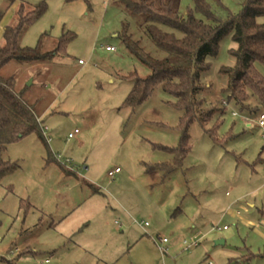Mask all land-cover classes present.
Here are the masks:
<instances>
[{"label":"rangeland","instance_id":"obj_1","mask_svg":"<svg viewBox=\"0 0 264 264\" xmlns=\"http://www.w3.org/2000/svg\"><path fill=\"white\" fill-rule=\"evenodd\" d=\"M205 1L223 21L242 11V0ZM47 3L22 46L42 40L48 52L68 31L76 39L54 61H13L0 71L35 108L47 140L30 135L1 156L20 168L0 182V264H264V127L258 125L264 106L256 97L250 100L254 114L227 106L228 78L220 71L236 66L233 33L207 59L202 76L208 88L202 98L227 111L206 128L190 127L191 151L166 175L162 166L173 165L175 155L159 147H180L182 113L160 85L140 106L123 108L134 84L121 77L150 73L118 38L124 15L113 0ZM8 7L0 0L6 12L0 45L16 19ZM190 10L211 23L194 0H181V13ZM256 66L264 78V66ZM116 168L121 172L111 179ZM232 204L240 215L222 217ZM198 232L199 245L186 248ZM165 238L162 254L156 241ZM220 240L225 244L217 246Z\"/></svg>","mask_w":264,"mask_h":264},{"label":"trees","instance_id":"obj_2","mask_svg":"<svg viewBox=\"0 0 264 264\" xmlns=\"http://www.w3.org/2000/svg\"><path fill=\"white\" fill-rule=\"evenodd\" d=\"M113 1L124 15L118 33L121 44L150 71L146 77H140L137 72L121 77L134 84L123 108L140 106L160 85L174 98L175 102L170 104L172 108L182 113L180 147H159L175 155L173 165L162 166L166 175L182 167L190 153V127L197 123L206 128L216 115L227 111L226 106L220 107L202 98L208 89L202 81V76L210 68L207 59L216 56L225 36L233 33L237 46L231 51L236 66L223 67L220 71L228 78L227 87L222 91L227 106L234 103L241 113L254 114L257 110L250 104L251 97H256L264 106V78L256 66H264V0H242L241 13L236 16L228 13L225 21L212 13L205 0H194L195 10L211 23L197 18L191 10L183 15L181 0ZM7 2L8 9L15 10L16 19L3 31L0 71L13 61L41 63L67 55L69 44L76 39L70 31L58 40L56 48L48 52L43 51L42 40L34 48L22 46L26 33L46 14L47 0H39L36 5L24 0ZM5 16L6 12L0 11V26ZM42 124L35 108L23 99L22 93L16 92L14 78L4 80L0 77V182L20 168L17 163L1 160L7 147L30 135L47 142ZM208 133L211 138H216V129ZM49 151L47 149L48 154Z\"/></svg>","mask_w":264,"mask_h":264},{"label":"built area","instance_id":"obj_3","mask_svg":"<svg viewBox=\"0 0 264 264\" xmlns=\"http://www.w3.org/2000/svg\"><path fill=\"white\" fill-rule=\"evenodd\" d=\"M106 51L107 52H116L117 51V49L115 48V47H113V46H107L106 48ZM83 62L82 61H80V64H82ZM233 116L234 117H237L238 116V114L236 113V112H234L233 113ZM243 120L246 122V123H248V124H250V119H248V118H244L243 117ZM258 125L260 126V127H264V112L263 113H261V114H259V118H258ZM45 132H46V130H45ZM44 132V133H45ZM78 131H75V134L77 133ZM121 172V170H120V168H116L114 171H112V172H109V174H108V176L111 178V179H114L119 173ZM143 225H145L146 227L147 226H149V224L148 223H142ZM227 229V227L225 226V227H223V228H220V227H213V231H215V230H226ZM200 240H198V239H193L192 240V242H187V241H185L184 242V245L186 246V248H191V247H196V246H198L199 245V242ZM168 243V240L165 238V239H158V241H156V245H157V247L159 248V250L164 254V253H166V247H165V245Z\"/></svg>","mask_w":264,"mask_h":264},{"label":"crops","instance_id":"obj_4","mask_svg":"<svg viewBox=\"0 0 264 264\" xmlns=\"http://www.w3.org/2000/svg\"><path fill=\"white\" fill-rule=\"evenodd\" d=\"M80 63V62H79ZM42 122V121H41ZM227 196H230V193H227ZM232 208H233V204L231 205V206H229V208L226 210V212L223 214V216L222 217H225L229 212L231 213V216H234V217H238L239 215H240V213L239 212H236V211H234V210H232ZM183 213V212H182ZM116 225L118 226V227H121L122 225L119 223V222H116ZM212 232H213V228H212ZM201 233L200 232H198V233H196L195 235V238L194 239H198V240H201L202 239V237H199V235H200ZM161 252V251H160ZM162 253V252H161ZM163 254V253H162ZM208 264H212L210 261H209V263Z\"/></svg>","mask_w":264,"mask_h":264},{"label":"water","instance_id":"obj_5","mask_svg":"<svg viewBox=\"0 0 264 264\" xmlns=\"http://www.w3.org/2000/svg\"><path fill=\"white\" fill-rule=\"evenodd\" d=\"M32 83L29 84V86L31 85ZM225 244V241L224 240H220V241H217L216 242V245H224Z\"/></svg>","mask_w":264,"mask_h":264}]
</instances>
